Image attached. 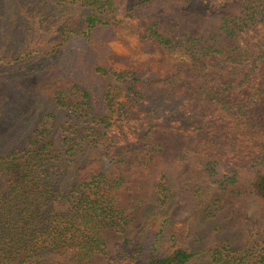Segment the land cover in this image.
I'll use <instances>...</instances> for the list:
<instances>
[{
	"label": "trees",
	"instance_id": "16d2710c",
	"mask_svg": "<svg viewBox=\"0 0 264 264\" xmlns=\"http://www.w3.org/2000/svg\"><path fill=\"white\" fill-rule=\"evenodd\" d=\"M18 1L6 0L0 16L12 18ZM163 1L130 0L128 7L145 13ZM24 2L36 9L46 40L41 48L15 49L0 60L30 73L66 63L59 60L63 49L122 21L111 14L114 0ZM28 23L25 18L22 28ZM142 36L178 48L188 62L158 78L91 65L97 75L115 80L106 84V110L99 114L80 78L60 83L53 76L39 90L60 109L57 127L45 113L16 146L0 131V264H88L96 258L104 264H264V228L260 241L240 247L219 241L196 248L177 235L162 171L131 235L116 194L130 164L147 166L162 151L151 139L160 130L202 155L211 202L218 193L238 192L241 178L264 197V121L250 115L264 96V0H240L237 13L220 17L217 31L172 39L151 23ZM19 107L6 111L17 112L15 124H29ZM109 232L118 239L109 243Z\"/></svg>",
	"mask_w": 264,
	"mask_h": 264
},
{
	"label": "rangeland",
	"instance_id": "374dc122",
	"mask_svg": "<svg viewBox=\"0 0 264 264\" xmlns=\"http://www.w3.org/2000/svg\"><path fill=\"white\" fill-rule=\"evenodd\" d=\"M5 1L0 0L1 10ZM129 3L130 0H114L111 14L122 18V21L114 27L98 29L86 42L74 41L73 45L63 49L59 60L66 63L34 69L30 73L0 60V131L7 144L21 145L24 136L36 125L34 120L45 113L52 115L48 118L57 127L60 109L44 98L39 90V86L49 82L53 76H57L60 83L80 78V85L88 87L90 103L91 98H95L92 112H104L102 93L106 84L115 80L109 74L97 75L89 68L91 65L126 69L135 76L161 77L178 64L188 62L189 58L178 48L166 49L143 38L148 24L152 23L157 31L172 39L217 31L220 17L237 13L240 0H165L145 10V13L130 9ZM21 8L23 13H20ZM35 10L33 4L19 0L12 18L0 16V55L11 56L15 49L41 48L46 34L37 28L39 22L36 21ZM25 18L29 20L28 27L24 25L22 28ZM17 97L24 105L16 101ZM14 100L21 106L19 109L29 124L26 121L15 124L13 116L17 112L7 113L6 108L12 110ZM40 103L47 105L39 107ZM250 115L264 121V96L251 106ZM151 139L161 143L162 151L155 154L147 166L130 164L122 172L125 182L116 190L119 205L130 218L125 230L128 235L142 223L143 211L153 196L156 175L162 171L171 190L169 210L172 227L183 240L196 248L219 241L240 247L261 240L264 197L249 191L244 178L238 182V192L218 193L216 200L211 202L214 191L207 187L210 183L206 182L200 170L202 155L184 146L180 137L173 133L159 130ZM115 239H118L117 235L109 232V243ZM88 264L104 263L96 258Z\"/></svg>",
	"mask_w": 264,
	"mask_h": 264
}]
</instances>
